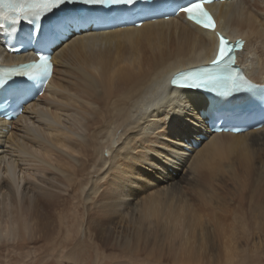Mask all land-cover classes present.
<instances>
[{"label":"bare ground","instance_id":"bare-ground-1","mask_svg":"<svg viewBox=\"0 0 264 264\" xmlns=\"http://www.w3.org/2000/svg\"><path fill=\"white\" fill-rule=\"evenodd\" d=\"M208 8L215 30L244 40L236 64L263 83L264 0H225ZM215 30L180 13L139 27L72 35L55 48L44 92L10 128L0 120L2 264L24 261L29 252L63 261V250L67 260L74 250L83 253L95 244L135 251L173 239L178 264L235 256L252 261L261 253L264 127L210 134L199 115L206 99L168 84L176 71L211 59ZM31 58V51L9 55L0 41V65ZM213 179L236 193L235 206L224 207L212 221V230L226 233L212 235L216 243L204 241L205 227L191 213L165 208L152 220V191ZM198 200L213 212V204ZM193 225L200 237L191 232ZM256 229L258 239L252 240ZM218 243L222 249L213 253ZM246 245L254 247L252 255L244 252Z\"/></svg>","mask_w":264,"mask_h":264},{"label":"rangeland","instance_id":"rangeland-1","mask_svg":"<svg viewBox=\"0 0 264 264\" xmlns=\"http://www.w3.org/2000/svg\"><path fill=\"white\" fill-rule=\"evenodd\" d=\"M213 180H211L212 182L211 181H197V183L194 184L193 186L188 185L187 187H184L181 190L162 189L159 191H152L150 193V200H151L150 203L155 205L154 207L155 214L152 215L151 217L152 220L159 219L161 211H165V208L179 209L182 215H189L191 213L193 216L197 217V219L200 221V225L205 227V229L202 230L203 235L204 236L207 235L206 237H204V241L205 242L209 241L211 243L213 241V243H216L215 237L221 236V234H226V233L225 231H221V229L217 227H214L216 228L214 230H217V231L219 230L220 232L219 231L214 232V230L212 229H213V226H215V224L212 221L214 220L216 215L218 216L221 213V210L224 207L233 208L235 206L236 193L235 191H233V187L229 185H225L221 183V181L218 182L216 180L214 181ZM208 198H210V200ZM198 199H204L203 202L207 200L209 206H212L213 204L212 206L213 212L209 213L204 207H202L203 205L199 203ZM224 199H227V200L225 201ZM209 229L211 230V234H210ZM199 231L201 230L199 229L198 226L196 227L194 225L192 226L191 232L196 233L198 237H200ZM254 233H255L254 236L252 235L253 232L251 233L252 240H256L255 238L259 234L258 229H256ZM212 235L215 236L213 238L214 240H212ZM177 243H178L177 239H173V242L171 244H167V246L164 244L157 245L153 243L151 244V247L148 248L147 250L137 249L135 251H132V249L129 250V249L119 248V247L117 248L103 247V246H100L94 243L95 244L94 246L96 247V249L92 247H88L84 249L85 251L83 253H81L80 251L76 252V250H74L75 252L73 256L67 260H65V258L67 257L65 256L66 250L61 251V254L64 257L63 261H57L55 256L53 255L52 256L44 255L43 257L36 258L33 255V253L31 254V252H29L30 253L29 257L25 258L24 261H8L6 263L7 264H178L177 263L178 261L177 262L173 261V258H172L173 254L176 251L174 249H176L177 245H179V243L178 244ZM183 244L186 245V243H183ZM170 245H173V246H170ZM162 246L164 247L162 248ZM118 248L120 250H118ZM221 249L222 247L220 243H218L217 246L215 244V249L213 250V253H218V251H220ZM252 249L255 250L254 247L252 246L250 247L249 245H246L244 252L248 255H252L254 253ZM156 252L160 253L162 257L159 259L152 257L156 254ZM238 259L239 258L235 256L230 261H223V259L220 257L219 259H217V261H210L209 264H264V248L263 250H261V253H259V255L253 256L252 261L251 260L239 261ZM0 264H2L1 261H0Z\"/></svg>","mask_w":264,"mask_h":264},{"label":"snow or ice","instance_id":"snow-or-ice-1","mask_svg":"<svg viewBox=\"0 0 264 264\" xmlns=\"http://www.w3.org/2000/svg\"><path fill=\"white\" fill-rule=\"evenodd\" d=\"M66 0H0V21L12 25L13 29L22 19L36 17L40 19L46 13L64 4ZM74 2V0H67ZM86 4H131L133 0H83ZM204 0H191L189 4L182 7L180 11L186 13L188 17L196 23L202 25L205 29H214L215 23L212 16L203 7ZM3 25H0L2 27ZM233 47L223 37L220 40V47L215 59L211 62V69H204V75L196 76L190 72H178L172 77V87L179 89H203L210 83H217L221 79H227L230 82V91L240 89V84L236 78L229 73L226 77L212 75V71L227 68L228 62L233 61ZM38 62L20 66L24 71L21 75L26 77L43 76L46 82L51 65L50 57L45 54H37Z\"/></svg>","mask_w":264,"mask_h":264}]
</instances>
